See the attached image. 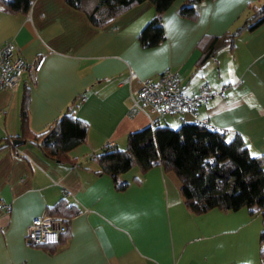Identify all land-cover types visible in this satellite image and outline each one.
Here are the masks:
<instances>
[{
  "label": "crops",
  "instance_id": "0c3cea01",
  "mask_svg": "<svg viewBox=\"0 0 264 264\" xmlns=\"http://www.w3.org/2000/svg\"><path fill=\"white\" fill-rule=\"evenodd\" d=\"M185 1L174 0L161 14L163 40L149 48L136 39L154 16L148 2L102 28L64 0H34L26 15L0 8V46L10 41L27 63L39 58L34 82L24 75L13 90H0V141L18 134L24 88L31 132L41 133L68 109L87 125L85 144L69 154L76 159L72 166L24 142L0 150V199L9 205L0 213V264H261L260 214L242 208L193 216L176 177L159 167L144 174L131 167L119 178L128 184L122 192L108 176L94 174V154L109 144L124 149L128 133L148 126L147 111L132 110V98L141 80L165 70L176 74L184 95L205 90L215 96L194 117L165 115L157 125L175 129L206 120L226 140L237 133L250 155L264 157V24L197 65L202 37L234 30L249 17V6L263 0H206L195 7L193 21L179 16ZM60 200L80 213L67 221L65 242L49 254L28 244L25 231Z\"/></svg>",
  "mask_w": 264,
  "mask_h": 264
},
{
  "label": "trees",
  "instance_id": "16d2710c",
  "mask_svg": "<svg viewBox=\"0 0 264 264\" xmlns=\"http://www.w3.org/2000/svg\"><path fill=\"white\" fill-rule=\"evenodd\" d=\"M34 0H0V8L12 15H26ZM174 0H64L73 10L81 12L94 28H102L132 7L148 2L154 16L139 31L137 41L143 48L154 47L163 40L160 16ZM206 0H186L178 13L183 19L196 18L195 7ZM250 15L234 30L219 36H204L198 42L201 51L198 66L221 49L232 50L234 43L244 33H251L264 24V0L249 6ZM28 88L21 94L18 109V134L0 141V150L12 146L14 140L36 148L48 159L75 165L69 154L85 144L87 125L76 119L70 109L62 113L41 133L28 128ZM96 167L94 174L108 176L116 192L127 187L120 176L136 166L141 174L159 167L163 173H172L178 183V193L187 211L198 216L216 209L235 212L247 209L249 215L260 214L262 230L259 234V260L264 264V157L249 154L242 136L234 134L226 140L224 133L208 126L181 124L178 128L156 123L128 133L124 149L105 147L91 157ZM135 184H139L134 179ZM46 214L67 221L80 213L79 207L60 200L46 207ZM61 234L57 242L39 245L51 254L66 240Z\"/></svg>",
  "mask_w": 264,
  "mask_h": 264
},
{
  "label": "built area",
  "instance_id": "2783aa9c",
  "mask_svg": "<svg viewBox=\"0 0 264 264\" xmlns=\"http://www.w3.org/2000/svg\"><path fill=\"white\" fill-rule=\"evenodd\" d=\"M38 65L39 58L27 63L14 53L10 41L3 43L0 46V90H13L24 75L34 82ZM176 79V74L165 70L155 79L140 81L139 89L132 98L131 108L135 111L144 109L147 111L148 126L152 127L165 115L188 114L194 117L196 108L215 96L214 93L205 90L186 96ZM217 95L220 96L221 92ZM194 124L208 126L206 120H195ZM221 132L224 133L222 130ZM107 147L112 145L109 144ZM8 211L9 205L0 199V213ZM65 231L66 228L61 219L45 214L31 220L26 227L25 239L32 246L54 244Z\"/></svg>",
  "mask_w": 264,
  "mask_h": 264
},
{
  "label": "water",
  "instance_id": "95a60500",
  "mask_svg": "<svg viewBox=\"0 0 264 264\" xmlns=\"http://www.w3.org/2000/svg\"><path fill=\"white\" fill-rule=\"evenodd\" d=\"M23 144V141H19V140H14L13 142H12V146L13 147H18V146H20V145H22Z\"/></svg>",
  "mask_w": 264,
  "mask_h": 264
},
{
  "label": "rangeland",
  "instance_id": "374dc122",
  "mask_svg": "<svg viewBox=\"0 0 264 264\" xmlns=\"http://www.w3.org/2000/svg\"><path fill=\"white\" fill-rule=\"evenodd\" d=\"M175 116V115H174Z\"/></svg>",
  "mask_w": 264,
  "mask_h": 264
}]
</instances>
